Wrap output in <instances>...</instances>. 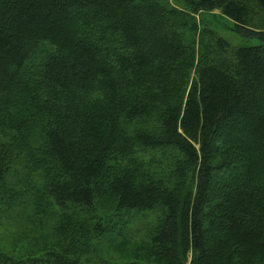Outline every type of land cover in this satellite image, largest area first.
<instances>
[{"label":"trees","instance_id":"trees-1","mask_svg":"<svg viewBox=\"0 0 264 264\" xmlns=\"http://www.w3.org/2000/svg\"><path fill=\"white\" fill-rule=\"evenodd\" d=\"M253 4L0 0V264H264ZM111 206L160 211L128 257Z\"/></svg>","mask_w":264,"mask_h":264},{"label":"rangeland","instance_id":"rangeland-1","mask_svg":"<svg viewBox=\"0 0 264 264\" xmlns=\"http://www.w3.org/2000/svg\"><path fill=\"white\" fill-rule=\"evenodd\" d=\"M254 5V4H253ZM254 13L252 14V22L254 27H261L264 24V21H261L264 18V13L262 14L256 5H254ZM219 11L216 10L214 13H205V19H212L209 15H214L215 18V28L225 38H227L233 45L244 44L245 40L239 36L237 31L233 28L234 24L228 18L222 17L219 14ZM250 43H256L255 41H251ZM197 142H194L196 145ZM197 147L199 144L197 143ZM108 216L112 217L114 221L118 222L117 227L122 228V237L117 238L115 234H111L110 240L112 248L115 249L117 254L114 256L119 258L128 257L132 251H128L129 244L134 239H142L146 233V231L156 222L160 211H146V212H122L115 210L112 206L108 208ZM123 214V215H122ZM128 214V215H127ZM110 248V245L106 246Z\"/></svg>","mask_w":264,"mask_h":264}]
</instances>
